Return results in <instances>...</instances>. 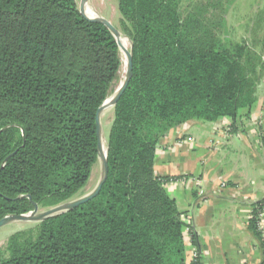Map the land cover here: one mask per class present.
Listing matches in <instances>:
<instances>
[{"label": "trees", "instance_id": "1", "mask_svg": "<svg viewBox=\"0 0 264 264\" xmlns=\"http://www.w3.org/2000/svg\"><path fill=\"white\" fill-rule=\"evenodd\" d=\"M114 1L133 71L113 107L106 181L88 203L15 232L0 264H189L187 228L199 246L170 178L156 175L157 150L187 123L230 119L237 131L249 117L264 79V0L238 43L227 25L237 0ZM122 65L111 30L78 0H0V221L85 190L97 114ZM263 208L250 221L259 239Z\"/></svg>", "mask_w": 264, "mask_h": 264}, {"label": "crops", "instance_id": "2", "mask_svg": "<svg viewBox=\"0 0 264 264\" xmlns=\"http://www.w3.org/2000/svg\"><path fill=\"white\" fill-rule=\"evenodd\" d=\"M190 122L167 135L156 155V175L176 180L167 189L181 213L189 212L201 264H264L262 239L250 229L254 205L264 200V79L248 118ZM208 196L200 202L187 180Z\"/></svg>", "mask_w": 264, "mask_h": 264}, {"label": "rangeland", "instance_id": "3", "mask_svg": "<svg viewBox=\"0 0 264 264\" xmlns=\"http://www.w3.org/2000/svg\"><path fill=\"white\" fill-rule=\"evenodd\" d=\"M83 0H78L79 7H81ZM88 8L93 13L94 16L92 18H103L109 21L123 36L129 45V52L132 51L131 42L127 39V37L123 34L121 30L120 24V14L118 11L117 4L114 0H89ZM257 10V1L256 0H237L233 7L230 9L227 15L228 21V29L232 36L234 42H241L244 38L248 37V29L250 26V22L252 17L254 16ZM86 13V12H85ZM121 51V58L123 56V52ZM127 65V64H126ZM128 69V66L126 67ZM122 71V68H121ZM118 75L117 80L114 83L113 91L110 99L116 95V93L123 86L124 82L128 78V74L126 72H121ZM109 101V100H108ZM114 119V109L113 107H109L105 109V111L101 115V124H102V139L107 146L108 136L110 133V129L112 126V122ZM103 176V162L99 157L97 165L94 167V171L91 176V180L88 186L83 190L75 199H79L85 195L92 193L98 184L100 183ZM73 199V200H75ZM72 201V200H71ZM69 201V202H71ZM49 209H39L38 214H42ZM185 214V213H182ZM253 219V215L251 216V220ZM37 222H10L0 228V250L3 251L7 247V243L10 237L17 231L29 230L31 228H35L37 226ZM186 238L188 241V256H189V264L192 259H195L197 248L192 244V234L186 233Z\"/></svg>", "mask_w": 264, "mask_h": 264}, {"label": "water", "instance_id": "4", "mask_svg": "<svg viewBox=\"0 0 264 264\" xmlns=\"http://www.w3.org/2000/svg\"><path fill=\"white\" fill-rule=\"evenodd\" d=\"M88 1L89 0H83L82 1V5L80 7L81 13L85 17H87V19H89L91 21L104 23L113 33V35H114L115 39L117 40V43L121 49V45H120V42L118 40L120 33L109 21H107L103 18L88 17L86 15L85 6L87 5ZM126 56H127V66H128V69H127L128 78L126 79V81L124 82V84L120 88V90L116 93L112 102H110V103L106 102V104L99 110V112L97 114V119H96L97 120V134H98V138H99L98 151H99V157L102 159V162H103V176H102L100 183L96 187V189L88 195H85L79 199L72 200L71 202L64 203V204L57 206L55 208L49 209L42 214H38L39 207L36 206L35 211L30 213V214L20 215V216L19 215L7 216L6 218H4L0 221V228H2L3 226H5L6 224H8L10 222H15V221H19V222H42V221L47 220L49 218L64 214V213L71 211V210H74V209L88 203L89 201L93 200L95 197L98 196V194L100 193V191L102 189L103 184L106 181L107 175H108L107 154H106V156H104V158H102V141H103L102 138L103 137H102L101 115L105 111V109H107L109 107H115L116 106V104L118 103V101L120 100L122 95L124 94V92L128 86V83L131 79L132 71H133V55H132V52L126 51Z\"/></svg>", "mask_w": 264, "mask_h": 264}, {"label": "built area", "instance_id": "5", "mask_svg": "<svg viewBox=\"0 0 264 264\" xmlns=\"http://www.w3.org/2000/svg\"><path fill=\"white\" fill-rule=\"evenodd\" d=\"M164 183H165L166 189H169V188H172L173 186L178 185V182L172 179H170L169 181H165ZM186 183H188V186L192 185L194 189L197 191L198 196L200 197V202H202L203 204H206L209 201L208 200L209 198L206 192L202 189V184L199 179L189 178ZM181 219L183 222L187 224V226L192 224V216H191V213L189 212L187 213L185 212V214H182ZM263 220H264V208L259 212L258 217H257V226H258L259 231L262 226ZM186 232H189L188 228L186 229ZM197 257H198V254H197Z\"/></svg>", "mask_w": 264, "mask_h": 264}, {"label": "bare ground", "instance_id": "6", "mask_svg": "<svg viewBox=\"0 0 264 264\" xmlns=\"http://www.w3.org/2000/svg\"><path fill=\"white\" fill-rule=\"evenodd\" d=\"M85 12H86V15L88 17H92L94 16L93 13L90 11V9L88 8V4L85 6ZM119 42H120V45H121V50L123 52V56H122V71L127 72V56H126V51H129V45H128V41L123 37L121 36V34L119 35V38H118ZM121 71V72H122ZM114 97H112L111 99H109L108 103L112 102ZM107 154V146L105 144L104 141H102V158H104V156H106Z\"/></svg>", "mask_w": 264, "mask_h": 264}]
</instances>
